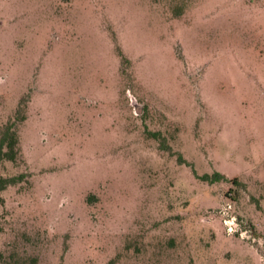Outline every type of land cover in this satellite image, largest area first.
<instances>
[{
    "label": "rangeland",
    "instance_id": "374dc122",
    "mask_svg": "<svg viewBox=\"0 0 264 264\" xmlns=\"http://www.w3.org/2000/svg\"><path fill=\"white\" fill-rule=\"evenodd\" d=\"M22 98L0 264L264 263V0H0Z\"/></svg>",
    "mask_w": 264,
    "mask_h": 264
},
{
    "label": "trees",
    "instance_id": "16d2710c",
    "mask_svg": "<svg viewBox=\"0 0 264 264\" xmlns=\"http://www.w3.org/2000/svg\"><path fill=\"white\" fill-rule=\"evenodd\" d=\"M26 106L25 98H22L15 114L0 127V189L16 182L18 178L3 175L1 165L4 160H16L20 154L19 126L26 118ZM215 177L226 178V175L216 172ZM233 180L237 181L238 179L235 177ZM37 261L36 257H32L29 264H37Z\"/></svg>",
    "mask_w": 264,
    "mask_h": 264
},
{
    "label": "built area",
    "instance_id": "2783aa9c",
    "mask_svg": "<svg viewBox=\"0 0 264 264\" xmlns=\"http://www.w3.org/2000/svg\"><path fill=\"white\" fill-rule=\"evenodd\" d=\"M233 229H234V227L230 226V230H233Z\"/></svg>",
    "mask_w": 264,
    "mask_h": 264
}]
</instances>
